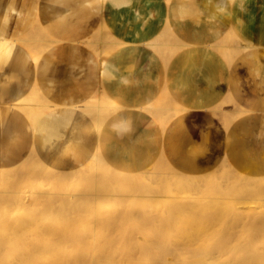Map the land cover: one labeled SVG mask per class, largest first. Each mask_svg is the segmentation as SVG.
Returning <instances> with one entry per match:
<instances>
[{"label": "bare ground", "instance_id": "obj_1", "mask_svg": "<svg viewBox=\"0 0 264 264\" xmlns=\"http://www.w3.org/2000/svg\"><path fill=\"white\" fill-rule=\"evenodd\" d=\"M113 1L117 15L133 10L137 40L102 24L66 41L40 23L0 38V264H264V171L203 164L191 138L188 151L161 146L157 157L128 142L111 148L105 129L120 133L125 111L98 74L108 76L104 55L119 46L142 53L144 77L164 84L192 85L220 62L264 75V0ZM250 4L263 19L257 43ZM82 59L86 82L71 73L60 87L55 72ZM229 84L210 109L225 130L247 114L264 123V107L243 105ZM167 91L143 108L162 139L192 110Z\"/></svg>", "mask_w": 264, "mask_h": 264}, {"label": "crops", "instance_id": "obj_2", "mask_svg": "<svg viewBox=\"0 0 264 264\" xmlns=\"http://www.w3.org/2000/svg\"><path fill=\"white\" fill-rule=\"evenodd\" d=\"M250 6L255 10L245 17L247 39L257 43L264 36L258 35L257 27L263 19L258 9L252 4ZM118 10L113 0H0V38L17 39L40 23L50 35L66 41L93 37L102 24L119 39L137 40L133 10L117 15ZM262 45L260 50L264 54V41ZM146 60L142 53L128 52L119 46L104 57L103 68L107 70L108 76L98 70L99 80L105 91L116 97L125 111L121 116L124 126L120 133L115 134L114 127L108 131L105 129L106 144L113 148L115 142L112 141L128 142L132 147L130 152L144 148L157 157L163 149L161 146L173 148L175 152L188 151L190 146L185 141L191 138L196 149H199L198 161L203 164L228 159L246 174L264 171V123L247 114L240 124L233 123L231 129L225 130L221 120H216L217 116L210 110L231 92L230 79L237 81V92L234 94L243 105L264 107V75L250 70L243 63H239L232 72L220 62L216 67L203 68L198 73V80L192 85H183L181 82L164 84L144 77L142 66ZM69 63L68 66L62 64L55 72L60 87L68 83L71 73L81 83L86 82V62L82 59L76 65ZM158 68H153V74L157 77L160 74ZM187 88L193 90L190 95ZM164 90H169L167 92L176 101L192 107V110L162 139L159 125L148 118L143 108ZM3 100L9 99H0ZM179 162L187 160L181 157Z\"/></svg>", "mask_w": 264, "mask_h": 264}, {"label": "rangeland", "instance_id": "obj_3", "mask_svg": "<svg viewBox=\"0 0 264 264\" xmlns=\"http://www.w3.org/2000/svg\"><path fill=\"white\" fill-rule=\"evenodd\" d=\"M105 56H106V55H104V57H105ZM225 108H227V109H230V110H231V109H233V106L227 105V106H225ZM215 119L217 120V119H218V117H215ZM220 162H221V161H219V162H216V164H217V163H220ZM212 164L214 165L215 163H212ZM211 168H212V167H211ZM211 168L209 167V169H211ZM242 221H243V222H244V221H246V217H245V218L243 217V218L241 219V222H242Z\"/></svg>", "mask_w": 264, "mask_h": 264}]
</instances>
